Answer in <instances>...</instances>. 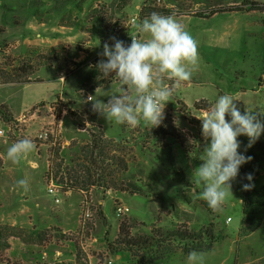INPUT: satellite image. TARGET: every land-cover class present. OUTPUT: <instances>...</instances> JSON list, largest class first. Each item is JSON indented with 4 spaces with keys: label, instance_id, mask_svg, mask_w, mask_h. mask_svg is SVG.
I'll return each mask as SVG.
<instances>
[{
    "label": "rangeland",
    "instance_id": "rangeland-1",
    "mask_svg": "<svg viewBox=\"0 0 264 264\" xmlns=\"http://www.w3.org/2000/svg\"><path fill=\"white\" fill-rule=\"evenodd\" d=\"M243 1L0 0V73L40 56L58 58L55 66H43L31 77L36 82L0 85V129L5 132L0 137V227H15L19 230L10 233L20 236L8 238L9 249L0 248V264H186L195 250L206 254L205 264H264V209L254 210L257 227L249 231L245 224L239 235L242 186L264 187V133L250 148L246 136L238 137L239 151L252 159L240 167L233 196L221 211L198 198L201 186L194 174L191 178L202 164L205 145L197 117L220 95H232L242 113L246 107L264 113V11L197 17ZM255 1L264 6V0ZM158 10L175 13L198 41L199 66L166 104L159 126L108 123L93 112L87 97L106 103L110 97L105 94H118L120 85L89 66L102 58L110 37L130 45L129 34L136 33L129 25L132 18L139 22ZM117 26L124 30L115 33ZM43 132L47 140L39 139ZM92 135L112 143L102 166L116 172L111 180L135 186L142 196L117 193L105 183L85 192L73 187V177L85 180L78 155ZM24 138L36 148L13 164L7 149ZM114 160L125 161V169ZM20 179L28 180L27 191L16 187ZM51 183L58 187V203L49 194ZM118 207L128 211L119 215ZM86 213L90 218L83 223ZM176 231L201 232L202 237L181 240L173 235ZM125 233L149 244L117 246Z\"/></svg>",
    "mask_w": 264,
    "mask_h": 264
},
{
    "label": "clouds",
    "instance_id": "clouds-1",
    "mask_svg": "<svg viewBox=\"0 0 264 264\" xmlns=\"http://www.w3.org/2000/svg\"><path fill=\"white\" fill-rule=\"evenodd\" d=\"M133 23L136 33L129 34L130 45L115 36L110 37L112 44H103L102 58L89 66L95 67L104 79L114 77L120 85L118 94L106 93L105 96L110 97L106 103L89 95L87 102H91L93 112L108 123L136 127L143 121L153 128L162 123L165 106L172 101L176 90L191 81L199 66V44L176 19L175 13L153 12ZM140 34L145 38L141 39ZM197 118L201 121L205 145L200 158L202 164L192 171L191 178L194 174L196 184L201 186L198 198L219 212L233 196L232 181L239 175L240 167L252 159L239 151L238 137L246 136L250 148L264 133V113L247 107L242 113L232 95L222 94ZM35 148L32 139H20L8 147L6 156L13 164H18ZM246 179L252 181V174H247ZM16 187L27 191L28 180H18ZM252 187L251 183L244 184L242 190ZM205 260V253L191 251L186 264H205Z\"/></svg>",
    "mask_w": 264,
    "mask_h": 264
},
{
    "label": "trees",
    "instance_id": "trees-1",
    "mask_svg": "<svg viewBox=\"0 0 264 264\" xmlns=\"http://www.w3.org/2000/svg\"><path fill=\"white\" fill-rule=\"evenodd\" d=\"M146 8L141 10V15L146 14ZM258 11H264V6L255 0H245L241 4L231 6L228 8H219V9H211L209 13H202L199 14L197 17L200 18H207V17H212L216 13H225V12H258ZM160 13L162 15H170L165 11H153ZM149 12V14L153 13ZM98 21L101 19L96 17ZM38 61H29L27 63H23L20 67L18 68H13L9 72L6 73H0V85H26L32 82H36L32 80V76H34L41 67L43 66H48V67H53L56 65V62L58 58L54 56H40ZM43 60V61H41ZM33 63V64H32ZM62 75L60 76V78ZM208 110V109H207ZM3 113V112H2ZM63 112L60 111L58 113V117L61 116ZM112 147L111 142H106L103 140L101 136L98 135H92V139L90 144L84 146L80 154L78 155V162L82 163V169L84 173V181L80 182L81 177H73L72 179L74 180L75 183V188L79 189L80 191H87L90 187H102L101 184L105 183V185L109 184L111 187L108 185L107 187L109 189H112V191L115 192H127L132 195H138L142 196L141 190L138 188H135L133 185L126 186L125 184H119L115 180H111V178L114 176V173L116 172H107L106 167H102L105 163V160L107 161L109 159V149ZM264 148V146H261ZM116 163V167H121L125 169L126 163L125 161L121 160H114ZM88 165V167L86 166ZM86 167V168H85ZM94 168H98L101 170V178H99L98 181L94 180L96 175H100L99 173L96 175H93L91 172H93ZM105 176V177H104ZM68 179L71 180V177ZM83 179V177H82ZM245 184H248L247 182ZM81 186V188H78ZM69 187V186H67ZM70 189V188H69ZM243 196H244V207H243V215L244 217L241 220V228L239 229V235L242 237L244 235V229L243 226L245 224L248 225L249 231L257 227V220H256V213L254 212L255 209H264V187H252L251 190H243ZM248 217V218H247ZM19 230V229H18ZM17 228L12 227V226H5V227H0V248H5L9 249L10 248V243L8 242L9 237H16L20 239L19 235H14L12 234L13 232L18 231ZM8 231L9 233L6 235L3 232ZM13 231V232H12ZM22 231V229L20 230ZM120 231H123V227L121 225ZM12 232V233H10ZM175 237L180 238L181 240H191L194 242H197L200 240L202 237V233H189L187 231L182 232V231H176L173 234ZM211 238H213V234L210 233L209 235ZM116 243L124 247L126 249H131L132 247H137V246H145L148 245L149 242L147 239H133L128 236V233L124 234V238L122 240H117ZM114 245L108 242V248L111 251L112 255H116L118 251L113 248ZM128 251V250H126ZM199 251V250H195Z\"/></svg>",
    "mask_w": 264,
    "mask_h": 264
},
{
    "label": "built area",
    "instance_id": "built-area-1",
    "mask_svg": "<svg viewBox=\"0 0 264 264\" xmlns=\"http://www.w3.org/2000/svg\"><path fill=\"white\" fill-rule=\"evenodd\" d=\"M134 21H136V18H132L130 21H129V25L130 26H134ZM124 30V28L122 26H117L115 27V33H119V32H122ZM0 132H3V135H0V137H4L5 136V132L3 130L0 129ZM39 139L40 140H47L48 139V133L47 132H43L40 136H39ZM49 194L53 196L54 198V201L56 203L59 202V199H58V187L55 186L53 183H51V185L49 186ZM128 211V209H124L122 207H118L117 208V213L120 215V214H123V213H126ZM90 218V213H86L85 216H84V220H83V223L86 222V219ZM229 221H231V219H229ZM47 257V254L45 253L44 254V258ZM50 264H57L56 262H53V263H50Z\"/></svg>",
    "mask_w": 264,
    "mask_h": 264
},
{
    "label": "crops",
    "instance_id": "crops-1",
    "mask_svg": "<svg viewBox=\"0 0 264 264\" xmlns=\"http://www.w3.org/2000/svg\"><path fill=\"white\" fill-rule=\"evenodd\" d=\"M61 81H62V79L61 78H59ZM118 258H119V256H118Z\"/></svg>",
    "mask_w": 264,
    "mask_h": 264
}]
</instances>
